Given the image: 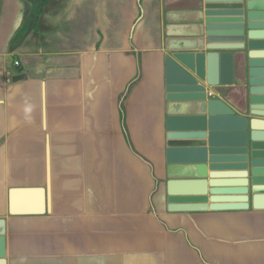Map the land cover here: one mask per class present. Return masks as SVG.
Here are the masks:
<instances>
[{
    "label": "crops",
    "instance_id": "1",
    "mask_svg": "<svg viewBox=\"0 0 264 264\" xmlns=\"http://www.w3.org/2000/svg\"><path fill=\"white\" fill-rule=\"evenodd\" d=\"M24 9L0 0V264H264V210H167L195 177L166 161L167 117L200 114L166 93L194 0H50L10 46ZM241 77L210 90L245 116Z\"/></svg>",
    "mask_w": 264,
    "mask_h": 264
},
{
    "label": "water",
    "instance_id": "2",
    "mask_svg": "<svg viewBox=\"0 0 264 264\" xmlns=\"http://www.w3.org/2000/svg\"><path fill=\"white\" fill-rule=\"evenodd\" d=\"M194 7L199 52L167 59L166 93L200 114L167 117L166 161L194 166L195 177L166 182L167 210H264V0H194ZM234 64L242 72L245 116L205 95L206 88L232 84Z\"/></svg>",
    "mask_w": 264,
    "mask_h": 264
},
{
    "label": "trees",
    "instance_id": "3",
    "mask_svg": "<svg viewBox=\"0 0 264 264\" xmlns=\"http://www.w3.org/2000/svg\"><path fill=\"white\" fill-rule=\"evenodd\" d=\"M24 5V15L19 28L14 33L10 46L17 45L24 36L30 32L36 30L38 19L43 14L44 7L50 2V0H21Z\"/></svg>",
    "mask_w": 264,
    "mask_h": 264
},
{
    "label": "built area",
    "instance_id": "4",
    "mask_svg": "<svg viewBox=\"0 0 264 264\" xmlns=\"http://www.w3.org/2000/svg\"><path fill=\"white\" fill-rule=\"evenodd\" d=\"M14 66H19V62H14ZM205 95H206L207 98H213L214 97V94L210 90V88H206L205 89Z\"/></svg>",
    "mask_w": 264,
    "mask_h": 264
}]
</instances>
